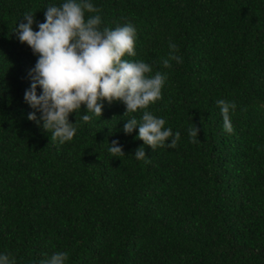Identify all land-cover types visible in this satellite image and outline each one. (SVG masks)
Instances as JSON below:
<instances>
[{
    "label": "trees",
    "instance_id": "obj_1",
    "mask_svg": "<svg viewBox=\"0 0 264 264\" xmlns=\"http://www.w3.org/2000/svg\"><path fill=\"white\" fill-rule=\"evenodd\" d=\"M65 0H0V254L41 264H264V0H90L101 29L131 23L135 56L167 75L147 111L180 133L175 148L138 139L122 101L69 115L71 141L51 140L24 99L38 56L18 39L25 13L44 22ZM33 30L38 31L37 24ZM174 43L182 63L168 58ZM41 89L37 88L39 95ZM218 100L235 103L233 132ZM84 115L91 116L84 122ZM199 129L192 143L189 128ZM118 141L125 153L109 152ZM145 148L146 159L134 153Z\"/></svg>",
    "mask_w": 264,
    "mask_h": 264
},
{
    "label": "clouds",
    "instance_id": "obj_2",
    "mask_svg": "<svg viewBox=\"0 0 264 264\" xmlns=\"http://www.w3.org/2000/svg\"><path fill=\"white\" fill-rule=\"evenodd\" d=\"M90 0H65L59 6H48L44 13V22L35 20V13H25L26 23H19L16 27L18 39L26 43L38 56L35 66L30 70L32 83L25 92V101L36 111L41 113L39 119L35 112L28 115V119L42 121L43 129L51 132V140H59L61 144L71 141L77 132V125L69 121V115L86 106L89 113L97 117L102 116L103 102L111 104L122 101L126 105V112L134 113L144 109L140 122L135 117L127 120L124 132L131 134L138 128V139L144 145L155 149L163 147L166 141L168 147L175 148L180 140V133H173L171 128H165V119L154 116L146 109L162 98V88L167 75L156 71L144 61H129L122 57L135 56L136 29L131 23L117 26L115 29L107 27L101 29V16L91 15L85 19V13H97ZM36 23L38 31L33 30ZM168 58L163 59L164 68H170L171 61L182 63V57L176 55L178 51L174 43H169ZM41 89L37 94V88ZM223 118L224 130L231 134L233 126L230 110H234L235 103L218 100ZM84 122L91 116L84 115ZM199 129L196 125L189 128L192 143H197ZM109 152L114 157L124 156L125 153L119 142H111ZM136 159H146L145 148L139 147L134 153ZM41 264H65L67 252H53L45 254ZM0 264H16L11 253L0 254Z\"/></svg>",
    "mask_w": 264,
    "mask_h": 264
}]
</instances>
